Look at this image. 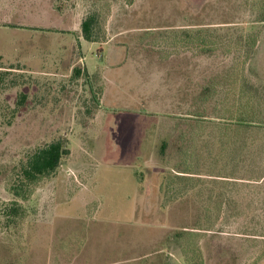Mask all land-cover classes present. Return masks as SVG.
Segmentation results:
<instances>
[{
    "label": "rangeland",
    "instance_id": "rangeland-1",
    "mask_svg": "<svg viewBox=\"0 0 264 264\" xmlns=\"http://www.w3.org/2000/svg\"><path fill=\"white\" fill-rule=\"evenodd\" d=\"M93 13L94 43L81 28ZM196 31L216 50L189 43ZM0 57V264H189L175 233L198 223L206 264H264V135L233 170L206 127L212 201L169 202L177 157L159 153L210 79L207 114L228 117L242 91L264 102V0H0ZM255 110L264 118V103ZM57 140L70 149L57 171L14 196L20 166Z\"/></svg>",
    "mask_w": 264,
    "mask_h": 264
},
{
    "label": "trees",
    "instance_id": "trees-1",
    "mask_svg": "<svg viewBox=\"0 0 264 264\" xmlns=\"http://www.w3.org/2000/svg\"><path fill=\"white\" fill-rule=\"evenodd\" d=\"M98 15L93 13L87 16L82 24V34L86 41L88 42H98L99 38L96 36L95 32L99 28ZM199 33V34H198ZM202 32L196 31L194 41L189 39V43H194L195 48L198 49L202 54L213 52L216 50L215 42L208 43L207 39L200 34ZM185 36L191 37V35L186 34ZM247 41L248 45L251 48L257 43V39L251 36ZM1 59V57H0ZM76 76L81 74L79 69H76ZM236 80L229 84L230 89L236 96L238 91V86ZM251 92L253 91L252 87L249 88ZM219 94L218 84L213 80H209L207 84H204L199 87V90L196 91L192 112H189V118L186 116H174L175 120V138L166 137L162 140L160 144L159 153L165 159L167 153H169V147L172 146L171 154L176 153L177 162L175 163V170L178 174L172 175V181H167L164 186L165 193H168V201L171 203L180 202L187 203L185 196L189 193H195L201 196L202 191H210L211 194L210 200L213 198V190L206 188V181L202 180L201 172L203 167L202 155L200 154L199 142L203 141L202 137L205 133L206 127H211L217 129V135L214 136V140L219 143L220 151L228 155L229 165H233V170H235L237 163L245 164L248 160L247 155L249 153L248 147H257L258 148V139L261 134L264 135V118H260L255 112L256 106H262L264 102H253V94L247 91H242V98L239 101L233 102V106L226 108V111L229 112L228 117H222L210 113L207 114L204 105L213 95ZM243 98L246 101L243 102ZM227 100V99H225ZM247 107L250 108V112L245 110ZM188 122L190 125L191 133L186 132V128L183 129L185 122ZM179 132V135L177 134ZM207 136H212V134L206 133ZM263 144L261 149L262 153H257L264 155V136H262ZM70 154V149L66 146L63 140H57L51 142L45 146L37 148L33 153H31L27 160L20 166L16 179L17 181L11 186V191L14 196L25 200L32 195L34 188L44 179L50 177L54 174L64 157ZM254 156V155H253ZM264 157V156H263ZM216 163L220 161L219 159L215 160ZM202 162V163H201ZM256 164L257 162H252ZM236 165V166H234ZM259 166V164H258ZM264 167V166H263ZM232 170V172H233ZM264 178L263 174L255 177V179ZM230 178H234L230 176ZM217 183V182H216ZM219 195V192L217 193ZM189 199V198H188ZM218 198L217 207H220ZM18 206V205H17ZM20 209L18 207H12L11 210L17 211ZM194 232L189 231H179L175 233V237L181 238L182 236H188L189 242L188 245L183 246V252L186 256L187 262L189 264H206L199 248L197 245L196 238L199 237L202 230H209L202 228V224H194ZM197 230V231H196Z\"/></svg>",
    "mask_w": 264,
    "mask_h": 264
}]
</instances>
